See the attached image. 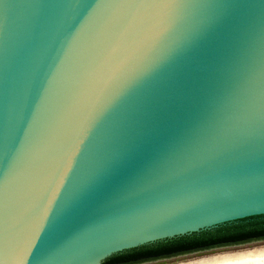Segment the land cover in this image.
I'll list each match as a JSON object with an SVG mask.
<instances>
[{
    "label": "water",
    "instance_id": "95a60500",
    "mask_svg": "<svg viewBox=\"0 0 264 264\" xmlns=\"http://www.w3.org/2000/svg\"><path fill=\"white\" fill-rule=\"evenodd\" d=\"M145 2L0 0V264H102L120 252L264 216V95L257 97L254 114L243 93L225 104L219 116L224 141L212 156L72 210L129 136L138 157L182 118L179 109H165L137 126L161 86L152 82L123 98L92 128L58 186L66 153L92 105L104 102L97 100L99 65L115 42L130 39L157 14L129 6ZM207 3L184 10L171 35L224 18L242 20L241 47L254 42L259 68L264 0ZM193 195L198 198L159 220L147 215L166 200ZM45 208L43 230L28 249ZM150 231L168 235L148 239ZM118 246L126 247L110 253Z\"/></svg>",
    "mask_w": 264,
    "mask_h": 264
},
{
    "label": "snow or ice",
    "instance_id": "6c2138e0",
    "mask_svg": "<svg viewBox=\"0 0 264 264\" xmlns=\"http://www.w3.org/2000/svg\"><path fill=\"white\" fill-rule=\"evenodd\" d=\"M129 6L154 9L157 14L130 39L115 42L99 65L97 100L104 97V102L92 105L78 138L66 153L58 186L64 182L92 128L126 96L158 82L161 86L137 126L149 115L165 109H179L182 118L138 157L132 155L129 136L121 150L94 175L80 194L78 207L72 210H84L89 203L105 200L113 193L149 185L165 174L212 156L223 145L219 116L225 104L243 93L249 97L250 114H254L257 97L264 95V89L258 91L264 81V63L257 68L254 42H245L241 47L242 20L224 18L213 24H198L173 37L171 34L184 19V10L207 7V0H147ZM197 198L193 195L166 200L147 215L159 220L185 207L187 200ZM48 215L45 208L43 216L34 222L35 232L28 249L42 232ZM146 235L152 239L168 234L150 231ZM124 247L118 246L110 253Z\"/></svg>",
    "mask_w": 264,
    "mask_h": 264
},
{
    "label": "trees",
    "instance_id": "16d2710c",
    "mask_svg": "<svg viewBox=\"0 0 264 264\" xmlns=\"http://www.w3.org/2000/svg\"><path fill=\"white\" fill-rule=\"evenodd\" d=\"M255 224L249 227L242 225L234 226L233 229L223 227L217 228L216 230L179 236L157 242L154 246L146 245L114 254L106 258L102 264H123L128 261H138V259L140 260L144 257H157V255L187 252L239 240H247L257 235H264V222H256Z\"/></svg>",
    "mask_w": 264,
    "mask_h": 264
},
{
    "label": "flooded vegetation",
    "instance_id": "af4514ba",
    "mask_svg": "<svg viewBox=\"0 0 264 264\" xmlns=\"http://www.w3.org/2000/svg\"><path fill=\"white\" fill-rule=\"evenodd\" d=\"M256 222H264V216L262 217H259V218H248V219H245V220H240V221H237V222H233L231 224H226V225H223V226H220L218 228H223V227H228L230 229H233L234 226H239V225H242V226H245V227H249L250 225H256L255 223ZM217 229V228H216ZM214 229V230H216ZM258 240H264V235H257L256 237H253V238H250V239H247V240H239V241H235V242H231V243H225V244H222V245H215V246H211V247H207V248H203V249H196V250H191V251H187V252H178V253H171V254H168V255H157V257H144L142 259H138V261H128V262H124L123 264H148V263H154L156 261H159V260H166V259H169V258H173V257H176V256H181V255H185V254H191V253H195V252H201V251H206V250H210V249H213V248H220V247H225V246H235V245H242V244H247V243H250V242H253V241H258ZM154 244L152 245H148V246H154Z\"/></svg>",
    "mask_w": 264,
    "mask_h": 264
},
{
    "label": "bare ground",
    "instance_id": "6f19581e",
    "mask_svg": "<svg viewBox=\"0 0 264 264\" xmlns=\"http://www.w3.org/2000/svg\"><path fill=\"white\" fill-rule=\"evenodd\" d=\"M264 247L244 252L227 253L177 264H261Z\"/></svg>",
    "mask_w": 264,
    "mask_h": 264
},
{
    "label": "rangeland",
    "instance_id": "374dc122",
    "mask_svg": "<svg viewBox=\"0 0 264 264\" xmlns=\"http://www.w3.org/2000/svg\"><path fill=\"white\" fill-rule=\"evenodd\" d=\"M263 247H264V240H258V241H253V242L242 244V245L225 246V247H220V248H213V249L206 250V251L176 256V257L169 258L166 260L156 261L153 264H177L180 262H187L191 260L205 258L206 256L210 257V256H214L217 254L218 255L227 254V253L235 252V251L244 252V251H249V250L263 248Z\"/></svg>",
    "mask_w": 264,
    "mask_h": 264
}]
</instances>
